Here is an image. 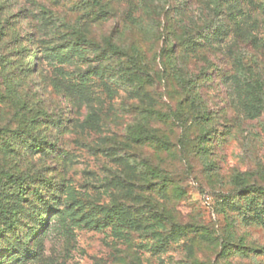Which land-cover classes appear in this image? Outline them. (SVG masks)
Masks as SVG:
<instances>
[{
    "label": "rangeland",
    "instance_id": "374dc122",
    "mask_svg": "<svg viewBox=\"0 0 264 264\" xmlns=\"http://www.w3.org/2000/svg\"><path fill=\"white\" fill-rule=\"evenodd\" d=\"M0 264H264V0H0Z\"/></svg>",
    "mask_w": 264,
    "mask_h": 264
}]
</instances>
